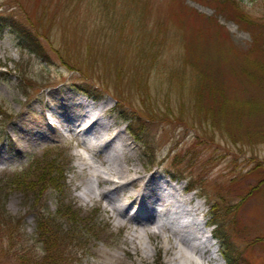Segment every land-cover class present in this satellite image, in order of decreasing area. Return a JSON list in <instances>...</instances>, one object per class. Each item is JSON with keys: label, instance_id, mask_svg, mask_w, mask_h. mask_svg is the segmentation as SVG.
I'll return each mask as SVG.
<instances>
[{"label": "rangeland", "instance_id": "obj_1", "mask_svg": "<svg viewBox=\"0 0 264 264\" xmlns=\"http://www.w3.org/2000/svg\"><path fill=\"white\" fill-rule=\"evenodd\" d=\"M0 14L38 36L47 55L0 32V264L45 255L37 210L66 236L64 264H172V234L112 209L123 192L108 201L94 178L83 194L88 164L65 123L88 109H101L112 145L124 140L131 161L119 162L143 176L145 191L200 205L190 217L216 257L204 264H226L213 222L240 263L264 264V0H0ZM120 108L140 120L138 139ZM52 160L64 170L60 191L17 184L35 182Z\"/></svg>", "mask_w": 264, "mask_h": 264}, {"label": "bare ground", "instance_id": "obj_2", "mask_svg": "<svg viewBox=\"0 0 264 264\" xmlns=\"http://www.w3.org/2000/svg\"><path fill=\"white\" fill-rule=\"evenodd\" d=\"M87 106L92 108L90 105ZM89 110L76 117L68 118L72 120L65 123L68 130L73 131L75 136H81V142L89 147L91 155L102 165L100 168H95L87 161L84 162L85 156L80 157L82 163L88 164L89 168L85 177L83 194L91 196L94 178L97 184H104V188L97 194L103 195L108 201L115 200L116 194L118 197V193L123 192L125 200L118 202V205L112 209L116 210L119 216L127 217V220H136L140 223L149 221L152 233L159 234L166 230L172 234L174 240L169 246L173 249L172 264H204V261L215 260V250L208 247L213 241L204 234L200 220L190 217L193 211L200 210V205L196 203L193 208L186 209L182 199L174 200V202L167 200L158 188L152 187L153 189L145 191L147 181H144L143 176L130 167H123L119 162L120 155L126 164L131 161L124 153L127 148L124 140L120 145H112L113 138L117 134L105 138V134H108L110 130V124L101 119V109L93 110V112ZM128 184L134 188L140 187L137 191H129ZM189 199L190 197L184 200ZM157 205L165 207L157 209ZM183 218L186 220L182 221ZM216 264L219 263L216 262Z\"/></svg>", "mask_w": 264, "mask_h": 264}, {"label": "trees", "instance_id": "obj_3", "mask_svg": "<svg viewBox=\"0 0 264 264\" xmlns=\"http://www.w3.org/2000/svg\"><path fill=\"white\" fill-rule=\"evenodd\" d=\"M235 4V3H233ZM5 29H9L10 32L15 33L17 35V39L20 41V45L27 49L30 53L40 56L43 59H47V55L45 54V49L43 45L38 41V36H34L30 30L24 26H22L19 22L14 21L9 15H1L0 14V32ZM81 91L86 93L91 97H96L97 90L93 89L89 86H83L79 88ZM95 99V98H94ZM117 102V101H116ZM119 105V104H118ZM118 111V109H116ZM126 110L120 108V113L123 121L127 122V127L129 133L138 139L139 135L142 134V126L138 122L140 120L137 119V115L132 114L131 116H126ZM125 113V114H123ZM138 123V124H137ZM43 169V170H42ZM39 170L37 175V179L35 182H26V176L22 177V180H17V184L22 186L25 191H32L35 187L39 186L38 191L39 195H41L47 189H53L56 191H60V187L63 185L64 180V170L54 161H49L46 163L44 168ZM188 190H194L197 187L195 184L191 182H187ZM68 208H72V204L68 205ZM68 218L70 224H74L77 222L76 213L73 210H68L64 214ZM35 219L38 224V230L40 231V240L45 244L46 249L44 251L45 255L41 257L39 260L31 258L28 252H23L22 254L17 255V261L19 264H64L68 259L65 256L64 243L66 241V236H59V229L53 224L52 220L48 216V214H44L41 211L35 212ZM7 225V222L2 221V217L0 219V226ZM214 225L213 229H215L214 237L222 239L224 246V259L227 264H245L239 262V252H237L232 245L226 240L225 233L222 231L221 225H218L217 222L211 223ZM216 225V226H215ZM54 258V261L52 259Z\"/></svg>", "mask_w": 264, "mask_h": 264}]
</instances>
